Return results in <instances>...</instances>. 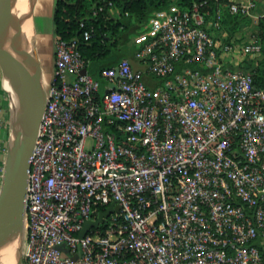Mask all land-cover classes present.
I'll use <instances>...</instances> for the list:
<instances>
[{
  "label": "built area",
  "instance_id": "2783aa9c",
  "mask_svg": "<svg viewBox=\"0 0 264 264\" xmlns=\"http://www.w3.org/2000/svg\"><path fill=\"white\" fill-rule=\"evenodd\" d=\"M215 1L214 14L208 0L154 10L131 37L138 65L123 57L101 80L82 73L78 49L92 25L55 37L26 264H264V88L245 67L262 52L264 0ZM93 2V16L118 12L114 0ZM223 8L251 22L229 36Z\"/></svg>",
  "mask_w": 264,
  "mask_h": 264
},
{
  "label": "water",
  "instance_id": "95a60500",
  "mask_svg": "<svg viewBox=\"0 0 264 264\" xmlns=\"http://www.w3.org/2000/svg\"><path fill=\"white\" fill-rule=\"evenodd\" d=\"M15 2L16 0H0V30L4 38H0L1 85L20 112L18 140L8 152L0 185V239L7 235L9 218L14 217L19 208H25L30 159L47 105L36 40L25 31L23 25L26 17L15 10ZM52 34L55 39L54 33ZM86 72L85 67L82 73ZM5 82L9 88L5 86ZM110 85L115 86L113 83ZM105 91L108 92L109 89ZM113 210L112 203L106 210L99 212L95 220H86L79 236H84L92 226L97 227ZM16 223L18 229L22 230L23 222L16 220ZM17 264H22L21 254Z\"/></svg>",
  "mask_w": 264,
  "mask_h": 264
},
{
  "label": "trees",
  "instance_id": "16d2710c",
  "mask_svg": "<svg viewBox=\"0 0 264 264\" xmlns=\"http://www.w3.org/2000/svg\"><path fill=\"white\" fill-rule=\"evenodd\" d=\"M94 0H54L52 14V30L55 37L70 39L79 37V22L85 19L88 26H93L94 33L89 40L80 39L78 49L87 61L97 59L100 65L88 72L101 80L104 68L116 65L123 57L134 56L135 46L131 43L132 35L143 30L145 23L154 10L168 7L173 0H114L118 9L114 16L108 8L92 15ZM195 0H176L179 5H190ZM212 14L215 13L217 2L208 0ZM126 12L128 15H126ZM221 22L232 36L251 18L243 14H232L223 8ZM256 29L262 43V52L258 58L246 60L245 67L253 76L255 86L264 88V16L258 18ZM197 68L196 64L191 65Z\"/></svg>",
  "mask_w": 264,
  "mask_h": 264
},
{
  "label": "bare ground",
  "instance_id": "6f19581e",
  "mask_svg": "<svg viewBox=\"0 0 264 264\" xmlns=\"http://www.w3.org/2000/svg\"><path fill=\"white\" fill-rule=\"evenodd\" d=\"M34 2L35 0H16L15 2V10L22 17H26L23 26L25 31L28 32L30 36L35 35V31H34L35 20L33 18ZM0 38L4 39L1 30H0ZM10 112H11L10 132H11V137L15 139L14 143L16 144L18 140V131L20 130V122H19L20 112L17 104L12 99H10ZM16 220L22 221L23 224H25L24 207L19 208L15 212L14 217H10L8 220L6 226L7 235L0 239V264H17L19 256L22 252V242H21L22 230L20 228L18 229Z\"/></svg>",
  "mask_w": 264,
  "mask_h": 264
},
{
  "label": "crops",
  "instance_id": "0c3cea01",
  "mask_svg": "<svg viewBox=\"0 0 264 264\" xmlns=\"http://www.w3.org/2000/svg\"><path fill=\"white\" fill-rule=\"evenodd\" d=\"M38 2H39V0L35 1L36 4H34V5H36V6H34V8H33V18L35 20L34 21V31H35L34 37H35L36 45H37V57H38L40 66L42 68L43 77L45 80H47V79H50L52 77L53 68H54V60H55L54 47H53L54 38H52L50 44H48V39L50 37H53L52 29L51 30L48 29V26L50 23H52L54 0H53L51 5H50V0H45L44 4L41 6L39 11L36 10ZM37 17H41V19L43 20L42 25H40V27H38V25L36 23ZM129 58L132 60V62L135 65H138V61L135 59L134 56H131ZM7 85L8 84L5 82L6 87H7ZM3 137H4L3 129L0 128V148H1V141H2ZM2 154L3 153L0 150V156ZM1 181H2V170H0V185H1Z\"/></svg>",
  "mask_w": 264,
  "mask_h": 264
},
{
  "label": "rangeland",
  "instance_id": "374dc122",
  "mask_svg": "<svg viewBox=\"0 0 264 264\" xmlns=\"http://www.w3.org/2000/svg\"><path fill=\"white\" fill-rule=\"evenodd\" d=\"M45 0H39L38 5H37V11L40 10L41 6L44 4ZM53 0H50V5L52 4ZM42 19L41 17L36 18V23L38 27L42 25ZM48 29H52V23L49 24ZM53 37H50L48 39V44H50L51 40ZM100 65V62L97 59H94L89 62L88 64V69L90 72L94 70V68L98 67ZM1 76H2V71L0 67V128L3 129V134L4 137L1 141V152L3 153L0 156V170H2V174L4 172L5 168V162L7 159L8 152L13 149V144L15 142V139L11 137V132H10V97L7 91H5L1 85ZM7 88L8 85H7ZM103 91V88H101V93ZM22 252H21V258H22V264H26V259L24 256V234H25V228L22 227Z\"/></svg>",
  "mask_w": 264,
  "mask_h": 264
}]
</instances>
